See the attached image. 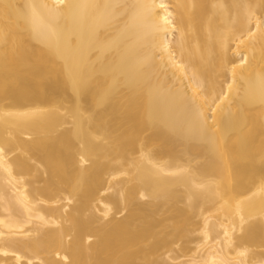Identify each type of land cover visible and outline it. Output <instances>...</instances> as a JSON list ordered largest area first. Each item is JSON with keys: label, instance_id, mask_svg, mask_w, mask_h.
Segmentation results:
<instances>
[{"label": "bare ground", "instance_id": "6f19581e", "mask_svg": "<svg viewBox=\"0 0 264 264\" xmlns=\"http://www.w3.org/2000/svg\"><path fill=\"white\" fill-rule=\"evenodd\" d=\"M0 264H264V0H0Z\"/></svg>", "mask_w": 264, "mask_h": 264}]
</instances>
